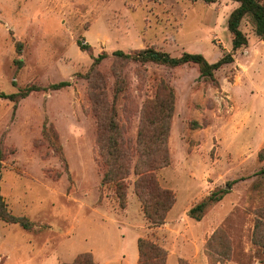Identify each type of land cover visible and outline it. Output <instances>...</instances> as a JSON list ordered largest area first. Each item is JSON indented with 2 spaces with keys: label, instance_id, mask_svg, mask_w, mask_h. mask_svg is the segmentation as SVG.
<instances>
[{
  "label": "rangeland",
  "instance_id": "rangeland-1",
  "mask_svg": "<svg viewBox=\"0 0 264 264\" xmlns=\"http://www.w3.org/2000/svg\"><path fill=\"white\" fill-rule=\"evenodd\" d=\"M237 6L231 0H0V95L33 89L17 101L0 98V194L9 213L32 224L0 221V264H68L83 253L95 264H125L127 255H137L136 235L170 254L168 264H264L252 243L255 214L264 206L258 156L264 42L246 16L240 29L247 45L232 51L227 19ZM145 48L172 57L201 54L210 64L233 57L214 73L218 86L191 64L172 69L110 57L98 67L102 102L114 108L133 142L143 105L160 82L175 92L170 163L156 175L176 202L160 226L146 220L134 175L123 209L114 186L102 185L98 121L85 79L100 54ZM59 83L68 86L51 89ZM116 87L123 92L114 99ZM213 193L220 201L200 221L188 217ZM215 232L225 243H209Z\"/></svg>",
  "mask_w": 264,
  "mask_h": 264
},
{
  "label": "trees",
  "instance_id": "trees-1",
  "mask_svg": "<svg viewBox=\"0 0 264 264\" xmlns=\"http://www.w3.org/2000/svg\"><path fill=\"white\" fill-rule=\"evenodd\" d=\"M205 4H213L217 0H201ZM238 6L230 13L227 19V30L232 36V51H237L247 45V38L240 29L242 20L249 16L252 20L254 33L264 42V4L259 0H231ZM81 50H89V47L78 42ZM112 58L114 62H126L135 64H155L176 69L188 64L198 69L199 78L211 81L215 86L219 83L214 73L224 65L233 62L232 55H226L215 63H208L201 54L183 53L180 57H172L166 52L153 48H145L130 53L121 50L114 51L111 55L100 54L93 59L85 79L90 83L89 98L92 103L93 114L98 121L97 143L100 150V163L102 168V185H113L119 206L123 209L126 205L127 181L130 175H134V192L139 198L143 214L151 226H160L164 223L168 212L174 206L176 199L172 191L159 185L157 171L169 166L170 156L168 151V137L170 134V122L175 110L176 96L174 90L164 81H161L153 99L147 100L142 108L136 139L133 142L122 126L117 121V115L111 106L107 110L102 99H105V80L98 71L99 65L106 59ZM116 84L123 82L119 74L114 75ZM93 81H101L99 86ZM68 86V83H59L51 86L58 90ZM33 89H28L19 94L5 95L0 98L17 101L26 97ZM123 89L114 90V99ZM58 152L63 158L60 147ZM259 159L264 160V150L258 154ZM264 173V169L261 170ZM220 201L215 193L188 212V217L200 221L204 210L211 203ZM255 225L252 234V243L262 249L264 253V206L255 214ZM0 221L9 224H20L25 229H30L32 224L25 218H17L7 211L6 204L0 194ZM225 238L221 232H215L209 243L223 244ZM225 243V242H224ZM138 261L136 264H166L168 253L145 238L137 240ZM223 264V261L217 260ZM68 264H95L90 253L79 254ZM179 264H185L180 261Z\"/></svg>",
  "mask_w": 264,
  "mask_h": 264
},
{
  "label": "crops",
  "instance_id": "crops-1",
  "mask_svg": "<svg viewBox=\"0 0 264 264\" xmlns=\"http://www.w3.org/2000/svg\"><path fill=\"white\" fill-rule=\"evenodd\" d=\"M3 201H4V199H3ZM171 210L169 211V214H168V218L169 219H171L172 217H171ZM140 238V235H136V236H134V243L137 245V240ZM170 254H168V257H167V263L166 264H168V261H169V259H170ZM126 261H125V264H136L137 263V261H138V249H137V255L135 254H129V255H127V258L125 259ZM190 263H194V261L191 259L190 260Z\"/></svg>",
  "mask_w": 264,
  "mask_h": 264
}]
</instances>
